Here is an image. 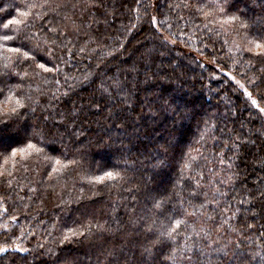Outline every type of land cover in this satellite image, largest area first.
I'll return each instance as SVG.
<instances>
[{"label":"trees","instance_id":"16d2710c","mask_svg":"<svg viewBox=\"0 0 264 264\" xmlns=\"http://www.w3.org/2000/svg\"><path fill=\"white\" fill-rule=\"evenodd\" d=\"M257 43L264 0H0V264H264Z\"/></svg>","mask_w":264,"mask_h":264},{"label":"snow or ice","instance_id":"6c2138e0","mask_svg":"<svg viewBox=\"0 0 264 264\" xmlns=\"http://www.w3.org/2000/svg\"><path fill=\"white\" fill-rule=\"evenodd\" d=\"M21 15H22V16H27L28 13H21ZM19 24H21V20H18V19H9V20H7V22L3 23V28H4V29H9L11 25H19ZM13 39H16V37H15V36H9V35H7V34L3 35V40H4V41H9V40H13ZM24 47H26V46L22 43L20 47L12 48V49H10V50H11V51H14V52H16V53H20V52H21V49L24 48ZM256 47H257L258 49H264V45H261V44H259V43L256 44ZM23 58H24V59H29V58H30V53H29L28 51H24V52H23ZM39 67L42 68V69H44L45 71H51V69L46 68L44 64H40ZM116 86H118V83H117ZM105 90H106V89H105ZM11 100H12V95H11V93H10L9 96L6 97L5 102H9V103H10ZM252 103L255 104L256 101L253 100ZM23 107H24V104H23L22 100H20V99H16V107L11 108V109H10V112H11L12 114H16V113L18 112V110H19L20 108H23ZM33 111H34V110H33ZM261 111H264V109H261ZM5 126H6V125H5ZM33 138H34V136H33ZM25 139H28V137L26 136ZM29 149H34V150H36V151H39V149H37V148L35 147L34 144H32L31 142H29V143L26 145L25 148L12 149V156L15 157V155L17 154V151H19V153L22 155V157H26L27 155L30 154V153L28 152ZM192 160H195V157H192ZM221 162H223V161H221ZM57 163H60V162L57 161ZM190 166H191V162H188V163H186V164L184 165V168L187 169V168H189ZM105 175H106L109 179H114V178H115V176H114V174H113L112 172H107V173H105ZM116 175H118V174H116ZM155 206H156L157 208H160V207H161V204H160L159 202H157ZM172 211L175 212V209H172ZM181 223H182L181 220H176V221H175V224H176L177 228L180 226ZM69 231H72V230L70 229ZM173 231H175V229L169 230L167 233H162V235H167V237H169L170 239H174V237H173ZM76 234H77V233L72 232V235H76ZM68 238H69V237H67V236L65 237V239H68ZM157 243H160V241H157ZM4 251H6V249L0 248V252H4Z\"/></svg>","mask_w":264,"mask_h":264},{"label":"rangeland","instance_id":"374dc122","mask_svg":"<svg viewBox=\"0 0 264 264\" xmlns=\"http://www.w3.org/2000/svg\"><path fill=\"white\" fill-rule=\"evenodd\" d=\"M219 68V67H218ZM220 70V69H219ZM225 72V71H224ZM225 73H227L228 74V76L234 81V82H236L243 90H244V92L252 99V101L255 99V98H253L252 96H251V94H250V92L247 90V88L245 87V85L242 83V82H240L234 75H232V74H230V73H228V72H225ZM255 105H257V103H255ZM258 106V105H257ZM259 108V107H258ZM0 248H3V249H6V251L8 250L6 247H3V246H0ZM6 251H4V252H0V255L1 254H3V253H5Z\"/></svg>","mask_w":264,"mask_h":264}]
</instances>
